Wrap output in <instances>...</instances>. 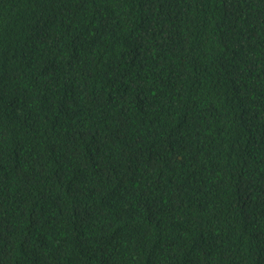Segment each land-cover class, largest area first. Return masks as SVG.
<instances>
[{"label":"trees","instance_id":"1","mask_svg":"<svg viewBox=\"0 0 264 264\" xmlns=\"http://www.w3.org/2000/svg\"><path fill=\"white\" fill-rule=\"evenodd\" d=\"M0 264H264V0H0Z\"/></svg>","mask_w":264,"mask_h":264}]
</instances>
